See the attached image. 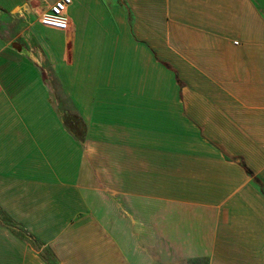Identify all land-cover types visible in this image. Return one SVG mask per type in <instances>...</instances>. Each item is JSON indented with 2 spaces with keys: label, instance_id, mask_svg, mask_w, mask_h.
Returning a JSON list of instances; mask_svg holds the SVG:
<instances>
[{
  "label": "crops",
  "instance_id": "0c3cea01",
  "mask_svg": "<svg viewBox=\"0 0 264 264\" xmlns=\"http://www.w3.org/2000/svg\"><path fill=\"white\" fill-rule=\"evenodd\" d=\"M56 1L0 0V207L57 264L72 212L90 264H264V0ZM0 264L53 263L0 226Z\"/></svg>",
  "mask_w": 264,
  "mask_h": 264
},
{
  "label": "rangeland",
  "instance_id": "374dc122",
  "mask_svg": "<svg viewBox=\"0 0 264 264\" xmlns=\"http://www.w3.org/2000/svg\"><path fill=\"white\" fill-rule=\"evenodd\" d=\"M34 54L40 59V61L44 62L41 49L36 47L34 49ZM45 64V63H44ZM46 66V65H45ZM46 68V67H45ZM48 70L51 71V68ZM51 76L55 77L53 73H50ZM54 87L56 93V104H58V109L62 116L64 115L65 119L68 117L67 115L74 112L73 105L70 101H68L67 95L64 93L61 84L54 78ZM72 115V114H71ZM68 124L71 126V119H68ZM93 214L91 213H81V212H72L71 213V223L72 226L69 229L60 228L57 234H54L51 238V241L54 242V246H57L56 251H62L63 249L74 254L78 253L87 258L84 262H88L87 264L94 263V260H90V258L100 250L98 246L100 244L101 236L95 231L93 228H88L83 226L81 223L75 224V220L81 219L84 216ZM0 226L6 231V235L16 234L20 236L24 241H26L32 248L38 250L41 253L47 254L49 261L53 264H57L56 260L50 257H53L52 252L55 251L51 246H47L48 244L43 243L38 240V238L33 234V232L21 225L17 222L12 215L6 212L4 209L0 207ZM52 229H50L51 231ZM66 230L70 231V234L64 235ZM109 239V236H108ZM47 246V247H46ZM194 264V263H193ZM198 264H206V261H199Z\"/></svg>",
  "mask_w": 264,
  "mask_h": 264
},
{
  "label": "built area",
  "instance_id": "2783aa9c",
  "mask_svg": "<svg viewBox=\"0 0 264 264\" xmlns=\"http://www.w3.org/2000/svg\"><path fill=\"white\" fill-rule=\"evenodd\" d=\"M72 0H57L41 17V24L47 28L66 31L70 28L68 8Z\"/></svg>",
  "mask_w": 264,
  "mask_h": 264
},
{
  "label": "trees",
  "instance_id": "16d2710c",
  "mask_svg": "<svg viewBox=\"0 0 264 264\" xmlns=\"http://www.w3.org/2000/svg\"><path fill=\"white\" fill-rule=\"evenodd\" d=\"M168 67H169V65H168ZM73 118H74L75 121H78V122L81 121L80 118H79L78 116H74ZM81 123H82L83 126H84V123H83V122H81Z\"/></svg>",
  "mask_w": 264,
  "mask_h": 264
}]
</instances>
